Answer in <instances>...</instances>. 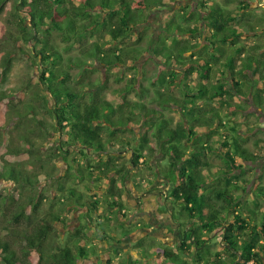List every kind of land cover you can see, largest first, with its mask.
<instances>
[{"label": "trees", "instance_id": "1", "mask_svg": "<svg viewBox=\"0 0 264 264\" xmlns=\"http://www.w3.org/2000/svg\"><path fill=\"white\" fill-rule=\"evenodd\" d=\"M19 1L22 8H29L30 24L27 26V19L21 15L17 16V25L19 26L20 34L15 43L21 40L24 45L32 46L34 55L40 58L42 66L45 67L41 71L39 78L46 86V93L51 101L45 98L42 104L43 110L47 112V108L52 102L53 107H51L50 112L51 118L54 119L59 133L61 134L67 130L72 133L74 140L77 141V145L79 146L78 150H80V154L84 155L87 159L92 155L97 156L93 163H90L88 160L87 169H83L78 165L79 174L81 173L79 179L84 180L87 173L90 178H106L109 181H107V184L110 183V188L114 187L115 183H120L123 187L133 169L148 164V161H144V163L141 162L140 160L142 158H152L159 153L158 148L154 145L155 141L153 140L157 139V141L159 140L158 145L162 142L163 151H167L169 155L170 170H168L167 173L165 171V173L169 183L171 185L174 184L172 195L181 205V210L179 211L180 216L187 219L192 224V228L187 231V235L200 236V238L196 240L195 248L206 247L205 245L208 244L210 239L213 236L216 237V231L218 232V229H222L223 241L228 245L230 251L239 254L241 250L243 254L246 255L243 259H240L239 262L247 264L249 261L253 260L254 264H264V186L258 185L255 194H253L257 207L255 211L252 210L246 201L247 199L243 196L246 189H241L239 183L231 186V182H229L231 179L228 178L229 175L232 174V169L236 171L240 168V166L236 165L238 159L244 162H254L260 159V157L246 149L244 146V139L239 140L237 137H234L233 143H231L229 138L227 139L226 137L217 136L215 134L216 123L219 121L222 122L221 114H223V112L220 110L221 99H231L235 97V92L228 89V85L221 80L218 81L217 85L213 86L212 91L208 90L205 84L200 82V89L198 90L200 93L199 97L204 98L206 102L205 106H208V104L211 105V108L209 107L204 111L203 116L207 118L202 121L199 120L200 116L194 115L195 106L197 104L196 101H194V99H196L194 93L187 90L184 86L186 89V91L183 92V101H185V104L182 103L183 101L179 103L176 97L171 93V89L176 83H179L175 71L180 68L179 66L187 67L188 63H185L188 60L185 57L186 54L198 48V44L183 41V36L194 34L196 30L190 27H182L181 22L193 21L196 19L195 16L197 13H183L179 16L180 23L168 25L165 29L168 35L173 36L172 46L178 47L177 50H174V47L172 50H168L165 53V59H161V66H167V74L169 75H163V80L167 78L166 84H168V87H171L170 91L168 92L164 90V88H160L158 84L161 80L157 83L156 78L152 77L150 78V87H142L139 93V99H144V97L149 96L153 91L154 96L151 99V103L154 102L161 107L174 106L180 109H189L188 115H192L191 121H187V124L182 122L177 127H172V122L169 119L164 118L160 111L148 107L143 101H129L123 98L121 102L124 108L120 106V112L117 111L113 103L107 99L103 90L99 92L91 91L88 93L89 98L87 101H84V92L79 93V91H74L72 82L77 78L79 79L84 70L90 71L85 68L89 60L106 65L108 67L107 70L121 68L123 66H129L130 69L133 70L136 62L134 53L138 52V50L135 49V47H124L122 46L123 43L127 40H131L133 28L145 24L147 18V15H144L145 10L148 9L151 4L158 3L164 7L166 3H172L175 0H138L137 6H134V2L128 0ZM5 3L6 0H0V14L4 10ZM241 3V8L245 10L247 4L245 2ZM202 8H206V4L202 5ZM209 8V14L206 19L209 21L208 28H210V37L207 41L210 44L208 49H212V52L208 58L197 59L194 62L191 61L192 64L196 65H193L189 70V72L199 71L200 77L205 81H209L211 78V59L227 54L225 45L230 42L235 43L242 36L240 26L236 24V14H224L220 11L218 5H211ZM90 11H93L91 12L92 14ZM97 14H102L103 16V20L100 23L96 21ZM197 19L201 21L200 18L197 17ZM79 22H83L84 25H81ZM90 27L91 34L104 31L110 36L112 42L110 40L108 42L106 41L107 43L102 46L98 43H95L93 46L90 44L83 54V58L70 57L68 60L63 59L62 53L55 50L48 40L53 31L56 30L60 32L65 42L72 41L71 45L66 48L68 52L72 50L71 46H76L78 40L81 39L86 30ZM95 27H99V29L96 30ZM176 27L178 34L175 33L176 31L172 30ZM72 36H74V39H71L73 38ZM94 46L97 47L96 52H93ZM243 50L244 48L240 47L239 50H235L232 53L238 52L239 56H241ZM252 50L254 52H251ZM263 50L264 46L262 45L258 46L256 49L248 45L246 48L248 54L245 55L244 58L240 57L243 63L248 67L239 68L233 75L234 84L239 95H247L245 91L246 88L247 90L249 89V92L254 91L253 99L258 107L264 106V56H260ZM231 57H234V55ZM233 63L234 60L232 59V61L225 63L224 67L227 69ZM5 66L6 68L2 71L1 80L5 79L10 71V58L7 60ZM72 68H78L80 70L78 76H73L71 74L70 69ZM248 68L249 71L251 69L250 72H248ZM226 69H223L221 72L223 78L226 76ZM46 74H48V76H46ZM237 76H239V78H237ZM241 78L244 80L242 81ZM182 83L186 85L184 82ZM132 86V84L128 85L124 88V91L128 94L131 93V90L134 89V86ZM88 87L96 90V85L92 82ZM212 104H216L220 107L217 108ZM235 111L236 110H234L233 113H235ZM117 113H119V116L115 117ZM233 113H231V115ZM17 115L20 118L32 116L38 124L40 123L39 126H42V118L35 105H27L25 110L18 111ZM106 116H108L107 119H109L112 125L107 123ZM197 123L198 125H196ZM196 126H203V132L195 131ZM112 128H117L115 132H128L133 135L132 139H117V137H112L108 142L110 148L115 147V142H120L122 146L129 147V150L132 151V155L127 164L122 161L124 157H118L116 151L113 150L116 155H113V153L108 154V146L105 145L103 136L107 134H116L113 133L114 131H112ZM237 128H239L238 125H233L230 127V131L232 133H237ZM110 129L111 133H108ZM136 129L140 130V144L142 146L138 149H135V144L132 143L137 137L135 133ZM199 134V138L196 137ZM202 135H205L209 140L213 138L215 142H218L222 154L227 158L225 162L227 167L218 166L215 168V171L218 170V173L222 172L221 175H217L216 180H222L223 186L220 184L217 187L221 188H216L215 186L211 188V195L208 192V187H210L208 186L209 181H206L202 174V169L210 167L211 165L208 161H204L203 157H206L208 153H212L215 149L212 145L202 142ZM21 139L29 145H32V141H30L29 137L23 136ZM113 139H115V141ZM191 141H193V146L191 148L188 146L187 148L186 142L190 143ZM53 149L62 151L63 146L58 145L57 147L56 145L52 148L50 158L57 155L63 156L58 151L56 155V151H52ZM20 152L27 153L26 150L12 149L0 153V164H2L0 165L1 179H21V172L16 170L12 165L8 166L9 163L5 158L7 155L19 156ZM103 154H106L107 158H105ZM64 157L65 159L67 158L65 155ZM211 169L212 167L210 170ZM225 178H228V182ZM97 180L98 179H96V181ZM241 182L246 184L247 181L241 180ZM86 186L93 195L95 194V190L98 189V187H95V189L94 186L92 187L91 185ZM235 190L236 193L240 195H236ZM115 192L116 191H112L113 196H115ZM72 194L77 195V197H82V193L79 191H73ZM243 201L246 203L243 204ZM114 202H116L115 199ZM98 204L99 202L97 200L91 198L92 211L95 210ZM38 206L39 204L35 205L34 212L38 211ZM81 206L86 208V205ZM87 210L89 211L88 208H86V212ZM23 213H21V215ZM85 215V213L82 215L85 219V224L75 229V232L71 234V245L59 248L58 251L50 254L52 264H78L80 260H88L90 258L89 246L86 244L84 236H86V231L89 230V221L93 220V218L90 216L88 219ZM29 218L30 214L26 213L23 219ZM19 220L20 218L17 216L14 221L18 222ZM58 221V216H52L51 222L48 220L47 223L43 220L36 225L34 223L30 232L27 230L22 232L19 230L15 232L10 230L11 233H16L18 237L24 240L27 250H23V255H20L12 247L10 241L0 238V264H33L30 255L38 254L42 256L41 247L47 243L50 235L55 232L54 225ZM198 228L201 229L202 234L209 235V237L201 238L202 234H198ZM246 237L248 238L246 239ZM188 239L189 237L186 239V243L182 245V252L187 254L189 258V256L192 255V249L188 244ZM242 242L243 244L241 245ZM91 250H93V254L95 248L92 247ZM162 255L164 259H169L177 254L166 249L163 251ZM201 259L199 262L205 261V264H220L217 256L213 259L209 258V261L204 257Z\"/></svg>", "mask_w": 264, "mask_h": 264}, {"label": "rangeland", "instance_id": "2", "mask_svg": "<svg viewBox=\"0 0 264 264\" xmlns=\"http://www.w3.org/2000/svg\"><path fill=\"white\" fill-rule=\"evenodd\" d=\"M128 1L134 2V6H137L138 0ZM248 1L249 3L245 10L241 8L242 0H175L172 3H166L164 7L158 3L151 4L149 8L145 10L144 15H147L145 24L133 28L131 40L125 41L122 45L124 47H135V49L138 50V52L134 53L136 56L135 68L132 70L129 66H123L121 68L107 70L106 66L100 62L89 60L85 68L90 71L84 70L80 78L72 82V88L74 91H79V93L84 92V101H87L89 98L88 93L91 91L99 92L103 90L104 95L113 103L115 109L119 112L121 111L120 106L124 108L122 107L123 103L121 101H123V98H126L129 101H143L148 107L160 111L164 118L172 122V127H177L182 122L187 124L191 121L190 119L192 116L188 115V108L186 110L185 108L180 109L174 106L161 107L159 104L154 102L151 103V99L154 96L153 91L149 96L144 97V99H139V93L142 87H150V78L152 77L156 78L157 83L161 80L158 84L160 88H164V90L168 92L170 91L171 87H168V84H166L167 78L163 80V75H169L167 74V66H161V59H165V53L168 50H172L173 47L174 50H177L178 47L172 46L173 36L168 35L165 29L168 25L180 23L179 16L181 14L197 13L195 16L196 19L193 21L181 22L182 27H190L196 30L194 34L183 36V41L198 44V48L186 54L185 57L188 60L186 59L187 61L185 63H188V66H179L180 68L175 71L179 83H176L171 89V93L176 97L179 103L183 101V92L186 91V89L194 93V95H196L194 101L197 103L194 115L200 116L199 120L202 121L207 118L203 116L204 111L209 107L211 108V105L208 104V106H205L206 102L204 98L199 97L200 93L198 90L200 89V82L204 83L207 89L212 91L213 86L217 85L218 81L221 80L228 85V89L235 91V97L231 99H221L220 110L223 112V114H221L222 122L219 121L216 123L215 134L217 136L226 137L227 139L229 138L231 143H233L234 137H237L239 140L244 139V146L246 149L260 157V159L254 162H244L238 159L236 165L240 166V168L236 171L232 169V174L228 177L231 179L229 181L231 182V186L239 183L241 189H247L244 198L247 199L246 201L252 210L256 211L255 197L250 193L253 192L255 194L258 185L264 186V106H256L253 99L254 91L249 92V89L247 90L246 88L245 91L247 95H239L233 79V75L239 68L248 67L243 63V60L240 59V57L244 58L245 55L248 54V51H246L248 45L253 46L255 49L258 46H264V7L262 8V6H260L264 0ZM19 3V0H6L4 10L0 14V153L8 149L26 150L27 153L20 152L19 156H5L9 163L8 166H14L16 170L21 172L22 177L16 180L0 178V238L10 241L12 247L20 255H23V250H27L24 240L18 237L16 233H11L10 230L14 232L16 230L20 232L27 230L30 232L34 223L36 225L43 220L48 223V220L51 222L52 216H58L59 221L54 225L55 232L50 235L47 243L41 247L42 256L38 254L30 255L33 264H52L50 254L58 251L59 248L71 245V234L75 232V229L79 227L80 223L79 216H77L79 213L78 209L81 208V210H86V208H88L89 211L87 210V212H85V217H93L94 211L91 210V198L97 200L100 204H105L112 199H110L113 195L112 191H121L123 188L120 183H115L114 187L107 190L108 180L106 178H90L87 173L84 180L79 179L81 173L79 174L78 165L83 169H87L88 162L90 161V163H93L97 156L92 155L87 159L84 155L80 154V150H78L79 146L77 145V141L74 140L72 133L68 130L61 134L59 133L54 119L51 118L50 112L51 107H53L52 102L49 104L47 112L43 110L42 104L45 98L51 101L47 96L46 86L39 78L41 71L45 67L42 66L40 58L34 55L32 46L24 45L21 40L15 43L20 34L19 26L17 25V16L21 15L26 18L27 26L30 24L29 8H22ZM204 4H206V8H202ZM211 5H218L220 11L224 14H236V24L240 26L242 36L235 43L230 42L225 45L227 54L211 59V78L209 81H205L200 77L199 71L189 72V70L193 65H196L192 64V62L197 59L208 58L211 55L212 49H208L210 44L207 41L210 37V28H208L209 21L206 19ZM91 12L93 11H90V13ZM197 17L200 18L201 21L198 20ZM102 20V14H97V23L102 22ZM79 23L84 25L83 22ZM95 29L98 30L99 27H95ZM176 29L177 27L172 30L176 31L175 33L178 34ZM72 37L71 39H74V36ZM48 40L55 50L62 53L63 59L66 60L70 57L83 58V54L90 44L93 46L95 43H98L102 46L109 40L112 42L110 36L104 31L91 34V27L88 28L81 39L78 40L76 46H71L72 50L68 52L66 48L71 45L72 41L65 42L60 32L56 30L53 31ZM240 47L244 48L241 56H239L238 52L232 53L235 50H239ZM94 51H97V47L95 46L93 52ZM251 52L254 51L252 50ZM232 55H234V57H231ZM260 56H264V50L261 52ZM9 58L11 59L10 71L5 79L1 80L2 71L5 70V64ZM232 59L234 63L226 69L224 64L232 61ZM223 69H226V76H224V78L221 76ZM79 71L78 68L70 69L73 76H78ZM250 71L248 68V72ZM46 76H48V74H46ZM237 78H239V76H237ZM241 80L243 81L244 79L241 78ZM91 82L96 85V90L88 87ZM130 84L134 86V89H130L131 93L128 94L124 91V88ZM182 103L185 104V101ZM30 104L37 107L40 117L42 118V126H39L40 123L38 124L32 116L20 118L17 115L18 111L25 110L26 106ZM212 105L217 108L220 107L216 104ZM234 110H236L235 113H233ZM231 113L233 114L231 115ZM118 116L119 113H117L115 117ZM107 118L108 116H106L107 123L112 125ZM196 125H198V123ZM233 125H238L239 128H237V133H232L230 131V127ZM116 129L117 128H112V131H114L113 133L116 134H107L103 136V141L106 146H108L109 139H112V137H117V139L133 138V135L128 132H115ZM203 129V126H196L195 131L203 132ZM108 133H111V129ZM23 136L29 137L30 141H32V145L24 142L21 139ZM199 136L200 134L196 137L199 138ZM153 140L157 144L159 143V140ZM201 140L203 143L205 142L212 145L215 149L212 153H208L206 157H203V160L208 161L211 165L210 167H206L207 169H202L203 178L209 181L208 186L210 187H208V192L211 195V188L214 186L216 188H221L217 187L220 184L223 186L222 180H216L217 175H221L222 172L218 173V170L215 171V168L218 166L227 167L225 163L227 158L222 154L218 142H215L213 138L209 140L205 135H202ZM187 144L188 143H186V147L190 146V144ZM56 145L57 147L58 145L63 146L62 151L57 150L63 156L57 155V151L53 149L52 151H56L57 156H52V158H50L52 153L51 149ZM108 149L111 151L110 154L113 153V148L108 146ZM127 149L129 152V147H127ZM158 150H161V148ZM166 154L162 164L167 173L168 170H170V160L167 151ZM64 155L67 156L68 160L67 158L65 159ZM103 155L107 158L106 154ZM129 157V153L125 154L122 161L127 164ZM3 163L5 164L4 161ZM154 166L155 162H148V164L140 168L133 169V171H135L133 175L135 180L143 184L144 188L156 183L158 186H162V180H158L160 175ZM211 167L212 169L210 170ZM160 169L162 170V168ZM228 178H225L227 182ZM96 179L98 180L96 181ZM241 180H246V184H243ZM171 183L173 184L172 181ZM168 184L172 189L174 184ZM86 185L94 186V188L100 186V188H98V190L95 188V194L93 195ZM104 188L107 190V193L100 192V190ZM73 191H79L82 193V197L73 195ZM236 195L240 194L236 193ZM36 204H39L38 211L34 212L33 210ZM81 205H86V208ZM124 206L126 207L127 215H129V212H132L131 209L128 208L127 204ZM175 208V213H179L181 205H175ZM21 213L23 214L21 215ZM26 213L30 214L29 219H23ZM17 216H19L20 220L15 222L14 220ZM178 220L180 221V219ZM197 230L199 235L200 233L202 234L201 229L198 228ZM86 232L88 233V231ZM218 232H221L219 237H210L211 239L208 245L205 249H202L204 252L203 255L208 261L209 258H216L218 252H221L220 254L224 252V248L221 247V243L223 242V230L218 229ZM207 236L209 237V235L202 234L201 238ZM188 237V244L192 249V255L195 256L197 255L195 243L200 236L188 235ZM247 238L248 237H246V239ZM90 239H92V241H90ZM85 241L88 246L90 245L91 247L97 248V251H100L101 248L98 240L95 239L92 233L85 238ZM154 241H151L152 244H148V240H146L145 243L140 244L138 247L136 245L132 247L133 250L138 249L139 254L143 253L141 256L142 262L144 259H148V264H205V261L199 262L193 258L189 261L188 255L178 249L172 251L177 255L169 259H164L162 253L165 246ZM153 245H156L157 249L160 248L159 251L154 249ZM89 250L91 255L93 250H91L90 247ZM239 254L242 255L243 252ZM121 262L128 264L129 260L124 256ZM219 263L223 264L221 261ZM78 264H94V261L91 259L80 260ZM139 264L141 263L139 262Z\"/></svg>", "mask_w": 264, "mask_h": 264}, {"label": "crops", "instance_id": "3", "mask_svg": "<svg viewBox=\"0 0 264 264\" xmlns=\"http://www.w3.org/2000/svg\"><path fill=\"white\" fill-rule=\"evenodd\" d=\"M242 2L246 4L249 3L248 0H242ZM260 6H262V8L264 7V1ZM136 132L137 137L132 143L135 144L134 148L138 149L142 147L140 144V130L136 129ZM113 140L115 141V139ZM162 144V142L160 145L154 142L156 148H161L159 153L152 158L147 157L140 160L143 163L144 161L150 163L155 162L154 167L160 175L158 180H162V186H158L156 183L144 188L143 184L135 180L133 176L135 171H132L128 180L125 181L122 187L123 189L121 191H116L115 196L112 195V197H110V199L112 198L111 200L105 204L99 203L95 208L92 215L93 217H91L93 220L89 222L88 233L86 232V236H84L85 239L92 233L95 239L98 240L101 248L100 251H97V248H95V252L91 254L88 259L93 260L94 264H126L125 262H121L124 256L128 258V264H139V262L141 264H148V259H144L143 262L141 261L143 253L139 254L138 249H132L133 246L136 245L138 247L140 244L145 243L146 240H148V244L154 240V242L163 244L165 246L164 250L173 251L178 249L182 251V245L186 243V239L188 238L187 231L192 228V224L187 219L182 218L180 212L175 213V205L180 206V203L174 199L172 189L168 186L169 181L166 178V169L162 164L167 154L163 151ZM188 144H190L191 148L193 146V141ZM113 149L117 152L118 157H124L127 153L130 154V157L132 155V151L129 150L128 152L127 147L122 146L120 142H115V147ZM107 150L108 153L111 152L109 149ZM114 151L113 155H116ZM160 168H162V170ZM107 186V190H110V183H108ZM98 188H100V186ZM107 190L104 188L101 189L100 192L107 193ZM250 194L254 193L251 192ZM113 199H115L116 202H114ZM245 203L246 202L243 201V204ZM125 204H127L128 208L132 211L129 212V215H127ZM78 212L77 216H79L80 219L78 228H80L81 225L85 224V219L82 215L86 210H81V208H79ZM178 219H180V221ZM220 234L221 232L219 233L216 231V238L219 237ZM90 241H92V239H90ZM242 244L243 242L241 245ZM207 245L208 244L205 246ZM89 247L91 246L89 245ZM221 247L224 248V252L222 254L218 252L217 258L219 262L221 261L223 264H242L239 260L243 259L246 255L243 254V256L231 252L224 241L221 243ZM159 249L160 248L157 250L159 251ZM202 249H205V247L197 248V255L189 256V261H191V258L199 261L204 257ZM239 252L242 251L240 250ZM247 264H254V261H249Z\"/></svg>", "mask_w": 264, "mask_h": 264}, {"label": "flooded vegetation", "instance_id": "4", "mask_svg": "<svg viewBox=\"0 0 264 264\" xmlns=\"http://www.w3.org/2000/svg\"><path fill=\"white\" fill-rule=\"evenodd\" d=\"M162 64V63H161ZM104 66H106V65H104ZM108 67L106 66V69H107ZM234 91V90H233ZM235 92V91H234ZM153 248L154 249H157V246L156 245H153Z\"/></svg>", "mask_w": 264, "mask_h": 264}]
</instances>
